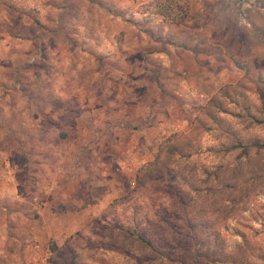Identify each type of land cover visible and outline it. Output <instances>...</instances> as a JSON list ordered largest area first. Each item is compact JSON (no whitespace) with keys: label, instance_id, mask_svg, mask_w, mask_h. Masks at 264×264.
Instances as JSON below:
<instances>
[{"label":"rangeland","instance_id":"obj_1","mask_svg":"<svg viewBox=\"0 0 264 264\" xmlns=\"http://www.w3.org/2000/svg\"><path fill=\"white\" fill-rule=\"evenodd\" d=\"M152 1L59 0L54 48L0 71V264H264V0Z\"/></svg>","mask_w":264,"mask_h":264},{"label":"crops","instance_id":"obj_2","mask_svg":"<svg viewBox=\"0 0 264 264\" xmlns=\"http://www.w3.org/2000/svg\"><path fill=\"white\" fill-rule=\"evenodd\" d=\"M27 1H28V6L26 8L29 7L32 9H37L38 11L37 13L39 14L38 18L42 19V21L40 20L41 22L39 21V23H37L32 20L31 15L25 14L24 15L25 20L23 19L22 21L23 29L25 30V35L22 38L23 40H20L18 37H10V38H6V41L5 40L0 41V45H1L0 62L5 63L4 66L0 67V71H3L2 74L4 76H6L7 74H11L14 76V74H17V72L14 71L23 68L21 59L24 60V57L28 58L30 57L31 54L30 51L31 48L28 49V45H34L36 47L39 46L38 52H40L39 54L40 57L42 54L44 55V52L49 50L48 47L54 48L53 47L55 45L54 39H56V36L58 34L56 27L61 26L63 28H69L70 25L65 23L62 17L53 18L54 15L53 12L55 10L58 11V9L60 10L61 4L59 0H56L55 5L52 4L53 2H55V0L54 1L27 0ZM33 3L34 6H29L32 5ZM24 45H26V47L24 48L25 50H21ZM39 59H41V57ZM24 67H30V66H24ZM64 235L65 234H63V232H60V235H58L59 237L56 236L55 239L56 238L60 239V237Z\"/></svg>","mask_w":264,"mask_h":264},{"label":"trees","instance_id":"obj_3","mask_svg":"<svg viewBox=\"0 0 264 264\" xmlns=\"http://www.w3.org/2000/svg\"><path fill=\"white\" fill-rule=\"evenodd\" d=\"M244 0H239V2H243ZM173 3L175 5H179L180 3L177 2V1H173ZM167 0H153L149 5H151V10L155 13H160L163 8L167 7ZM169 5V4H168ZM145 7H148L147 5ZM258 81L260 84L264 85V70H263V73L259 74V77H258ZM232 90H222L220 91V96H223L227 99L228 102H232L233 101V96H232ZM214 107H216L218 109V111H216V113H212L210 110H207L205 112V115L207 117V122H204L203 123V126H205V128L207 129H211L212 128V124L215 125V126H219L221 127L222 130H224V132H230V133H233L232 131V128L230 127L229 123H227L224 119H222L218 114L217 112H223V113H226L228 112V109L223 105L222 101H214V104H213ZM241 108L244 110L245 107L244 105H241ZM243 140H235L234 142L236 143L235 145L231 144H222L221 145V148L220 150L225 152V151H229V150H232L234 148L237 147V144H241ZM51 249L54 248L55 244L54 242H50L49 243Z\"/></svg>","mask_w":264,"mask_h":264}]
</instances>
